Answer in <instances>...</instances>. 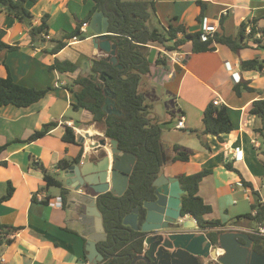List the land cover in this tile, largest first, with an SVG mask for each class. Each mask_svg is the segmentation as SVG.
<instances>
[{
  "label": "crops",
  "instance_id": "obj_1",
  "mask_svg": "<svg viewBox=\"0 0 264 264\" xmlns=\"http://www.w3.org/2000/svg\"><path fill=\"white\" fill-rule=\"evenodd\" d=\"M198 1L205 3L202 20H198L202 10ZM154 2L153 15L163 28L185 24L192 31L202 30L206 22L215 30L236 35L240 24L254 17L258 18L260 27L264 26V0ZM26 5L34 15V25L40 23L44 13H50L49 32L32 40L29 33L31 25L2 10L0 32L4 31L3 39L16 48L0 50V76H6L8 65L16 82L35 88L52 86V89L44 98L28 107L13 104L0 107V146L9 143L0 152V199L5 195L9 183L14 186L11 198L0 202V221L22 227L10 235L11 242L0 245V260L5 264H86L87 236L83 234L84 226L67 205L60 206L58 197L61 192L52 193L50 188L42 190L46 181L40 166L42 163L46 169L64 179L60 170L55 168L56 163L65 156L75 157L81 147L62 140L66 124L75 129L78 137L86 138L82 160H88L90 154L98 150L102 154L110 151V145L93 148L98 140L106 137L104 128L97 130L91 111L73 108L77 101L76 94L65 87L72 79L90 72L93 59L106 57L107 54L94 46L95 33L90 26L84 31L86 38H69L68 44L59 52H50L55 45L54 40L63 38L71 28H75L77 22L85 19L94 5L92 0H38L28 1ZM90 21L84 20V23L90 25ZM160 55L169 56L168 65L157 64ZM148 57L151 72L142 78L141 83L144 78L147 79L144 85L140 84V89L151 105L150 120L163 126V135L171 132L169 128L188 132L187 142L163 141L167 159L163 171L179 177L180 174H192L203 168L212 169L199 187V194L203 198L202 188L206 187L205 191L212 189V202L204 198L213 207V212L207 218H214L215 208L221 203L224 204L221 210L224 216L219 218L222 217L224 221L251 212L252 203L258 201L254 190L264 196V157L260 152L264 141L257 131L262 119L250 112L253 101L264 99V70H242L241 61L254 57L264 59V48L247 47L238 54L227 45L220 44L213 51L195 53L190 43L180 50L171 51L164 44L154 42L149 44ZM56 58L75 62L77 70L65 73L50 70L49 65ZM177 64L180 65L179 70L175 69ZM238 78L240 81H237ZM242 81H250V86L255 90L241 88L240 93L235 91V85ZM158 85L167 87L174 94L179 110L177 113H174L175 109H172L174 112L169 110L166 118L155 111V101L152 99L153 96L159 97ZM79 89V85L74 87V90ZM214 99H219L220 105L228 107L234 129L225 135V142L209 134L207 139L211 151L204 149L202 144H199L200 147L195 144L189 146V138L195 135L191 130L203 129L204 109ZM71 109L72 115L67 116ZM182 115L185 117V127L177 128ZM78 119L81 121L79 125L75 123ZM49 122H57V125L45 136L31 142L15 141L28 138ZM175 144L184 145L192 151L189 161L173 160ZM236 148L240 150L238 158ZM169 150H172V154L167 156ZM32 155L38 161L36 165H32ZM227 164L232 167L228 168ZM240 181L243 186L239 185ZM37 191L43 192L45 201L34 200L33 195ZM75 195L71 194L70 199ZM251 222L243 219L232 225L246 227L252 226Z\"/></svg>",
  "mask_w": 264,
  "mask_h": 264
},
{
  "label": "trees",
  "instance_id": "obj_2",
  "mask_svg": "<svg viewBox=\"0 0 264 264\" xmlns=\"http://www.w3.org/2000/svg\"><path fill=\"white\" fill-rule=\"evenodd\" d=\"M28 1L37 2L38 0H0V12L6 10L16 16L20 21L28 22L31 25L30 36L32 40L39 35L49 32L50 13L46 12L41 17L39 24L34 25L32 20L34 15L27 7ZM94 5L85 19L77 22L72 31L67 32L63 38L54 40L55 45L50 50L57 53L64 48L67 39L78 36L81 39L87 37V33L81 30L84 20H91L95 11L100 10L109 19L108 37L117 44L118 66L111 63L106 57L96 58L94 64L87 74H81L77 78L69 81L65 87L76 94V102L73 104L75 110L87 109L93 114V122L104 125L105 136L110 139L118 140V147L122 151L133 152L137 155L133 172L130 177V184L126 192L119 196L111 191L100 194L97 199L99 209L103 214L107 239L98 242V247L104 253L106 259L115 264L119 261L125 262L128 255L131 257L135 252L136 243H133L135 232L130 226L124 224L123 220L127 214L132 212L137 205L142 206L146 200L154 198L155 187L153 181L163 171L165 166L163 151V126L154 123L148 117L151 105L147 102L144 92L140 89L142 78L151 72V62L148 57L149 44L158 42L165 45L168 50H180L187 43L191 44L192 51L195 53L213 51L217 45H227L235 53L247 47L264 48V26L258 25V18L254 17L248 21H243L236 35H229L216 30L203 39V30H190L185 24L170 25L164 31L158 28H150L149 19L155 12L154 0H92ZM202 7L198 20L203 18L205 3L198 1ZM5 32H0V50H13L16 46L7 43L3 37ZM66 39V40H65ZM169 56H159L156 60L159 65H168ZM0 62V66H1ZM5 65H7L5 63ZM6 76H0V107L13 104L18 107H28L46 96L52 86L46 88L28 87L16 82L11 70L7 65ZM78 65L70 60L55 59L50 65V70H57L60 73L74 72ZM242 70H264V59L254 57L241 61ZM95 74H98L96 77ZM107 75L102 79L101 75ZM76 85L79 90H74ZM109 88L115 93L116 107L122 111V115L108 114L103 110L106 101L105 90ZM244 90H255L250 86V81L239 82L234 89L240 93ZM250 112L257 114L262 119V125L257 131L264 141V99L253 101ZM57 122L44 124L41 130L35 131L26 139H15L22 142H31L50 133L52 127ZM203 129H193L192 133L199 139L203 148L211 151L208 142V135H215L220 142H225V135L234 129V124L226 105H217L214 101L207 104L202 115ZM75 129L70 125H65L62 140L66 143L81 145L79 153L75 157L60 159L56 163V169H64L74 162H80L84 153V145L78 141ZM9 144V143H8ZM8 144L0 146V152ZM175 156L173 160L187 162L193 154L184 145H174ZM260 152L264 157V142ZM166 153V152H165ZM35 156L32 155V165L37 164ZM264 163V158H263ZM228 168L232 165L227 164ZM40 168L44 173L46 185L42 190H48L52 186L61 190L64 206L68 203L69 190L64 182L58 177V173H52L42 165ZM212 172V169L203 168L192 174H180L179 178L186 193L182 196L183 214H191L205 226L222 227L226 221L211 219L206 216L213 212L212 205L205 202L199 195L200 182L205 176ZM247 185L251 183L245 181ZM14 193V186L9 183L5 195L0 202L11 198ZM258 200L261 198L259 191L254 190ZM36 200V198H34ZM252 210L258 209L259 215L254 216L252 210L249 213L238 215L234 218L235 223L243 219L252 221L261 220L264 213V205L258 201L252 203ZM22 229L21 226L7 225L0 221V245L12 241L11 234ZM222 231H210L209 236L217 243ZM257 238H260L257 236ZM86 240V238H85ZM138 246L141 247L140 238ZM87 254V251H86ZM114 255L115 258H111ZM0 264H5L0 260Z\"/></svg>",
  "mask_w": 264,
  "mask_h": 264
},
{
  "label": "water",
  "instance_id": "obj_3",
  "mask_svg": "<svg viewBox=\"0 0 264 264\" xmlns=\"http://www.w3.org/2000/svg\"><path fill=\"white\" fill-rule=\"evenodd\" d=\"M109 23L108 17L102 11H95L89 25L90 30L95 33L93 43L97 49H102L107 54L106 58L111 63L123 68L118 63L117 44L112 43L108 37L110 34ZM93 64L94 60L91 61V65ZM175 69L179 70L180 65H175ZM95 76L97 77L98 74H95ZM106 76L102 74L100 77L104 79ZM105 92L106 101L103 105V110L108 114L122 115V111L116 107L115 93L109 88ZM78 141L84 145L86 138L80 136ZM108 145L111 148L105 154L98 150L90 154L88 160L74 162L68 167L60 169L64 179L59 178L69 190V200L66 205L69 211L78 216V221L84 226L83 234L87 236L85 249L87 251L88 264H99L104 261V255L98 248V242L107 239V233L103 214L97 204L98 196L108 191L119 196L123 195L129 187L130 177L138 158L133 152L122 151L118 147V140L110 139L109 137H103L98 140L93 145V148L108 147ZM163 158L164 163H166L165 151H163ZM153 186L155 187V199L144 203V207L147 210L146 218L142 225L144 232H150L162 227L159 224L163 220L162 216L153 212L156 207L160 206V209L166 212L167 220L170 218L173 222L177 216L182 214L180 203L181 197L186 193V190L182 187L178 176L162 171L153 181ZM71 194L76 195L70 199ZM59 197L62 199L61 206H63V197L62 195ZM138 210V207H135L131 213L127 214L123 220L124 224L130 225L134 229H139L137 224ZM163 226H166V223ZM186 227L191 229L196 227V224L191 222L186 224ZM239 237L248 239L250 235L247 232L225 231L219 235L218 242L213 244L205 234H197L194 231H190L188 233L169 235L168 238L171 244H164L163 247L178 251V256H175L178 259V264L185 263L181 253L189 254L193 257L201 256L204 259L211 257L215 259L213 264H264V252L261 254L257 252L249 253V246L244 245L239 240ZM147 244H150V239L147 240ZM161 259L158 253L152 254L150 251L145 258L148 263L152 261L153 264H160L162 262ZM136 260L132 264H135ZM106 264L113 263L108 262ZM195 264L211 263L196 260Z\"/></svg>",
  "mask_w": 264,
  "mask_h": 264
},
{
  "label": "flooded vegetation",
  "instance_id": "obj_4",
  "mask_svg": "<svg viewBox=\"0 0 264 264\" xmlns=\"http://www.w3.org/2000/svg\"><path fill=\"white\" fill-rule=\"evenodd\" d=\"M130 184V181H129ZM126 192V191H125ZM183 196V195H182ZM155 198H152L150 200H146V201H151ZM145 203V202H144ZM144 203L142 206L137 205L135 207H138V226L139 229H134L130 226L135 232H138L139 234L137 236H135L134 240L132 241L133 243H136V247L134 249V253L131 257H129L130 255L127 256L126 261L122 262L119 261L118 264H132V262L136 260L135 264H153V262L151 261L150 263H148L147 260H145L147 254L149 253V251L152 254L158 253L159 256L162 258V262L160 264H178V259L175 256H178V251H175L174 249H167L164 248L163 245H170L171 241L169 240V235L175 234V233H188L190 231H194L197 234H205L206 237L208 239H210L212 241L213 244H215V242L212 240V238L209 236L210 231H222L219 229V227H209L208 225L205 226V224L200 223L198 221V219H196V221H194L192 219V215L191 214H183L182 208H181V215L177 216L173 221H171L172 219L168 218L167 220V216H166V212L160 209L159 207H156L153 209V212L161 215L163 220L161 222H159V224L162 226L159 229H154L150 232H144L142 230V225L145 221L146 218V213L147 210L144 207ZM181 207H182V197H181V203H180ZM134 207V208H135ZM133 208V209H134ZM133 211V210H132ZM131 213V212H130ZM191 222H194L196 224V227L194 228H188L186 227V224H190ZM164 223H166V226H163ZM234 225H232L233 227ZM232 227L228 228L227 231H231V232H244L238 229H233ZM225 232V231H222ZM221 232V233H222ZM220 233V234H221ZM250 238L246 239L244 237H239V240L244 244L249 246V253L253 254V252H257V253H263L264 252V239L263 238H257L256 235H252L249 234ZM259 237V236H258ZM138 238H140V240H142L141 242V247L139 248L138 246ZM150 239V244H147V240ZM212 244V245H213ZM214 247V246H213ZM99 248V247H98ZM100 250V249H99ZM101 252V251H100ZM181 253V252H180ZM102 254L104 255V253L102 252ZM174 254V256H173ZM183 254V260L185 261L184 264H195V261H200V262H210L211 264H213L215 262V259L209 257L207 259H204L203 257H193L189 254ZM111 258H115L114 255H111ZM86 261L88 264V260L86 258ZM108 262H112L113 264H115L113 261L106 259V256L104 255V261L100 262L101 263H108ZM117 264V263H116ZM158 264V263H157Z\"/></svg>",
  "mask_w": 264,
  "mask_h": 264
},
{
  "label": "rangeland",
  "instance_id": "obj_5",
  "mask_svg": "<svg viewBox=\"0 0 264 264\" xmlns=\"http://www.w3.org/2000/svg\"><path fill=\"white\" fill-rule=\"evenodd\" d=\"M29 2H34V1H29ZM148 25L150 28H158L159 30L161 31H164V28L163 26L160 24L159 20L154 16L152 15V17L149 19L148 21ZM70 28H68L67 30H69ZM73 29L71 28V30L69 31H72ZM147 78H144L141 86L144 85V80H146ZM158 89V93H159V97H156V96H153L152 99L155 101V111L157 113H159L160 116H162L163 118H166L167 117V114H170L168 113L169 110L170 112H174L172 109H175V112L174 113H177L179 110L177 109V104L175 102V97H174V94L173 93H170V91L167 89V87H164L162 85H158L157 87ZM72 112L73 110L71 109L69 112H67V116L69 115H72ZM148 117H149V113H148ZM75 123L77 125L81 124V121L76 120ZM96 126L98 127L97 130H102L104 128V125H101V124H97L96 123ZM172 127H175V126H172ZM168 131H171L169 134H162V140L165 142V143H171V142H179V143H184V142H187L188 140V132L186 130H178V129H174V128H169ZM189 146H192V144H195L196 146H199V144L201 145V143L199 142L198 138L194 135V136H191L189 138ZM164 143V144H165ZM200 147V146H199ZM169 156L172 154V150H169L167 152V156ZM171 161V160H170ZM168 161V163L170 162ZM58 177H60L58 175ZM204 179V178H203ZM201 183V182H200ZM204 190V192H202L204 195H205V200H207L208 202H212L211 199L213 198V193H212V189L211 188H207V190L205 191L206 187H203L202 188ZM50 191L52 193H55V194H58L59 192H61L60 188L58 187H55V186H52L50 188ZM200 195V194H199ZM203 198V199H204ZM223 205L221 203V205H217V208H215V213L213 215V219H220L222 221H224L222 219V217L219 218V216H224V212L221 210H223ZM243 214V213H242ZM218 217V218H216ZM226 225L225 226H222L224 228H230L232 227V224L234 223V219H231V220H227L226 221ZM252 226H256V223L255 222H251Z\"/></svg>",
  "mask_w": 264,
  "mask_h": 264
},
{
  "label": "built area",
  "instance_id": "obj_6",
  "mask_svg": "<svg viewBox=\"0 0 264 264\" xmlns=\"http://www.w3.org/2000/svg\"><path fill=\"white\" fill-rule=\"evenodd\" d=\"M88 26H89L88 22L83 24V26H82L83 32L86 31V28ZM202 30H203V39L204 40H206L208 38V35L213 34L216 31L215 28L212 25H208L206 22H204ZM72 38L78 39L79 37L78 36H74ZM237 81H240V78H238ZM213 101L217 105H220V103H221L219 101V99H214ZM176 127L177 128L185 127V117H184V115H182L180 117V119L178 120V122L176 124ZM235 153H237L236 157L238 158L240 156V154H239L240 150L236 148ZM239 185L243 186L244 184L240 181ZM33 198H36L37 200H41V201H45L46 200V197H45V195L43 194L42 191L35 192L34 195H33ZM58 200H59L58 203L61 206L62 205L61 197H58ZM49 202H50V199H49ZM52 204H54V203H52ZM258 204L264 205V196L261 195V198L258 200ZM252 214L254 216L259 215V210L258 209H253L252 210ZM192 219L194 221H196V219H194V217H192ZM254 222L256 223L255 227L254 226L240 227V226H236L235 225L232 228L247 232V233L252 234V235L259 236V237L264 239V213L261 215V220H256ZM219 229L222 230V231L228 230V228H224V227H219Z\"/></svg>",
  "mask_w": 264,
  "mask_h": 264
}]
</instances>
